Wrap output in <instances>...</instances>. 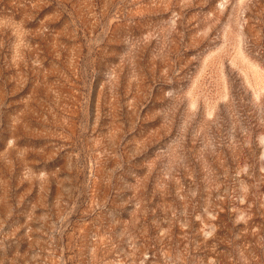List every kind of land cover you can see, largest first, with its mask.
<instances>
[{
  "label": "rangeland",
  "instance_id": "rangeland-1",
  "mask_svg": "<svg viewBox=\"0 0 264 264\" xmlns=\"http://www.w3.org/2000/svg\"><path fill=\"white\" fill-rule=\"evenodd\" d=\"M0 264H264V0H0Z\"/></svg>",
  "mask_w": 264,
  "mask_h": 264
}]
</instances>
